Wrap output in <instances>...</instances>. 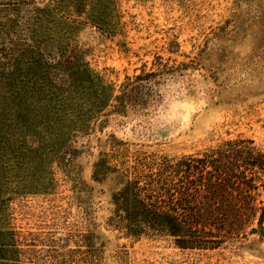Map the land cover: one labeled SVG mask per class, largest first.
I'll return each mask as SVG.
<instances>
[{"label":"rangeland","instance_id":"obj_1","mask_svg":"<svg viewBox=\"0 0 264 264\" xmlns=\"http://www.w3.org/2000/svg\"><path fill=\"white\" fill-rule=\"evenodd\" d=\"M235 138L264 153V0H0V231L20 264H264V222L180 250L109 227L119 180L92 178Z\"/></svg>","mask_w":264,"mask_h":264},{"label":"trees","instance_id":"obj_2","mask_svg":"<svg viewBox=\"0 0 264 264\" xmlns=\"http://www.w3.org/2000/svg\"><path fill=\"white\" fill-rule=\"evenodd\" d=\"M150 87H134L135 101L148 97ZM120 157L115 164L99 159L92 173L97 182L111 175L119 180L107 222L113 230L205 251L258 235L263 226L264 153L251 140L224 139L177 158L140 154L129 163L124 153ZM7 236L0 231V264H20L15 236Z\"/></svg>","mask_w":264,"mask_h":264}]
</instances>
